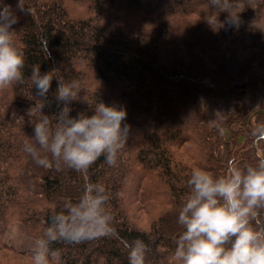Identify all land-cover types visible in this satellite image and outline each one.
I'll return each mask as SVG.
<instances>
[{
    "label": "trees",
    "instance_id": "16d2710c",
    "mask_svg": "<svg viewBox=\"0 0 264 264\" xmlns=\"http://www.w3.org/2000/svg\"><path fill=\"white\" fill-rule=\"evenodd\" d=\"M76 1L26 0L33 14L16 12L13 28L25 53L26 79L0 89V264H30L31 251L18 252L5 242L9 228L19 224L36 240L51 214L76 199L89 180L111 194L114 233L54 244L60 250L54 264H128L126 244L136 238L149 245L147 264H175V241L183 230L178 212L191 170L219 175L229 161L248 165L264 157V104L250 108L245 102L254 89L252 70L264 67V60L245 59L238 75L243 94L234 109L214 122L205 110L207 98L217 104L232 96L230 52L244 33L259 36L250 25L263 19L264 0H230L229 11L243 13V29L229 25V13L211 0H78L84 14L71 11ZM3 2L16 9L17 0ZM34 65L80 81L73 116L92 115L88 103L99 100L127 111L124 123L131 132L116 166L101 156L81 174L54 162L41 167L24 151L41 115V101L27 79ZM55 87L53 80L50 105L43 109L50 116L57 111ZM133 198L161 209L147 229L131 216ZM256 212L252 226L264 232V207Z\"/></svg>",
    "mask_w": 264,
    "mask_h": 264
},
{
    "label": "clouds",
    "instance_id": "9594fccd",
    "mask_svg": "<svg viewBox=\"0 0 264 264\" xmlns=\"http://www.w3.org/2000/svg\"><path fill=\"white\" fill-rule=\"evenodd\" d=\"M215 8L229 13L227 23L239 27V14L229 11L230 0H211ZM33 14L26 0H17L16 9L0 0V89L25 82V53L15 38L16 12ZM30 79L41 101V115L33 123V135L24 143L27 152L41 167L53 162L78 173H87L103 156L116 166L131 128L125 124L127 111L99 100L93 114L71 115L80 95L77 79L66 81L57 69L41 72L34 65ZM55 80L57 111L43 112L50 105L49 92ZM28 116L33 114L32 108ZM188 192L178 212L182 232L175 241V264H264V232L251 223L256 210L264 207V157L242 165L229 161L223 174L194 167L187 179ZM111 194L100 182L86 181L76 199H67L53 212L42 235L34 241L30 264H54L59 242L80 244L114 233L109 209ZM128 264H147L149 245L140 238L126 244Z\"/></svg>",
    "mask_w": 264,
    "mask_h": 264
},
{
    "label": "rangeland",
    "instance_id": "374dc122",
    "mask_svg": "<svg viewBox=\"0 0 264 264\" xmlns=\"http://www.w3.org/2000/svg\"><path fill=\"white\" fill-rule=\"evenodd\" d=\"M70 9H71V11H73L75 13H79V14H84L86 11L84 8V5L81 4V2H79L78 0L76 2H72L70 4ZM233 11L238 12L239 18H240L241 22H243V26H244L245 23H244V20L242 19V17H243L242 11L240 9H235ZM263 17H264V12H263ZM263 23H264L263 21L260 22V24H261L260 29L258 28V23L256 25H254V23H251L252 25H250V27L251 28L253 27L258 33L264 34V30L262 29V27L264 25ZM240 28L243 29L242 27H240ZM244 34L242 36V40H240V41L237 40L236 45H235V47H233L231 49V52H232V50H235L234 52L238 53V55L241 53L248 54V50H247L248 45L243 42ZM256 38L257 39H255V41H254V43H256V46H259V45L264 46V36L259 35ZM260 39L262 41H260ZM235 53H232V54H235ZM258 57L261 59V56L257 53V55H255V57H252V58H258ZM230 75L235 81L234 88L232 90V96L229 98L223 99L222 101H219L217 104L214 102L213 98H207L205 100V110L207 111V113L209 114V116L213 120V122L216 121L217 119L225 116V114H227L226 110L234 109L236 97L243 94V92L240 91L241 87H242V83H240L238 80L239 74L236 72V70H234V72H232V74L230 73ZM222 113H223V115H222ZM181 121L183 122V120H181ZM185 133L187 134L188 132H185ZM188 135H191V133H188ZM186 146L188 148V145H186ZM184 150H186V148H184ZM182 151H183V149H182ZM220 155L223 156V155H225V153L221 151ZM135 180H136V178L135 179L133 178V182ZM132 186L134 189L135 184ZM134 201L135 200L133 198L131 200V202H129V211L131 212V216L134 218L135 224L139 228L147 229L150 225V222L160 213L161 209L158 207V205L155 202H152V201H147L144 203H141V202L138 203V202H134ZM34 241H35V239L28 237L23 232V230L19 224H13L9 228V230L6 234V237H5V242L8 243L11 247H13L18 252L31 251L33 246H34Z\"/></svg>",
    "mask_w": 264,
    "mask_h": 264
},
{
    "label": "crops",
    "instance_id": "0c3cea01",
    "mask_svg": "<svg viewBox=\"0 0 264 264\" xmlns=\"http://www.w3.org/2000/svg\"><path fill=\"white\" fill-rule=\"evenodd\" d=\"M233 14H238V12L233 11ZM243 19V17H242ZM241 21V20H240ZM264 22V17L261 20V22ZM264 24V23H263ZM260 25H258V28L260 29ZM243 26V22L240 23L239 28ZM241 29V28H240ZM262 29L264 30V25L262 27ZM259 35L264 36V34L260 33ZM257 39V38H255ZM255 39H253L252 34L250 33H245L244 37H243V42L245 44H247V50H248V54H239L235 53V50H232V52L230 53L229 56V70L230 73L232 74V72H234V70H236V72L239 74V71L245 61L246 58L248 57H255V55H257V53L261 56V61L264 60V46H256V49H251L253 47V45H255L254 41ZM260 41H262L260 39ZM235 53V54H232ZM264 79V67H262L261 65H256L254 66L253 70H252V74H251V80L253 81L254 84V88L253 90H248L246 97H245V102L247 107L250 108H256L258 106H260L261 104H264V82H262V80ZM232 109H228L226 110V113H229ZM225 113V112H224ZM223 115V113H222Z\"/></svg>",
    "mask_w": 264,
    "mask_h": 264
},
{
    "label": "water",
    "instance_id": "95a60500",
    "mask_svg": "<svg viewBox=\"0 0 264 264\" xmlns=\"http://www.w3.org/2000/svg\"><path fill=\"white\" fill-rule=\"evenodd\" d=\"M261 138H264V134L260 136ZM257 141L255 142V148H256V154H258V156H260V153H259V150H258V147H257Z\"/></svg>",
    "mask_w": 264,
    "mask_h": 264
}]
</instances>
